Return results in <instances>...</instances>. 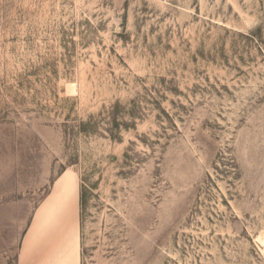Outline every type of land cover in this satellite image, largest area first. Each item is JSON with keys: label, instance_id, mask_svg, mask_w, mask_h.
Masks as SVG:
<instances>
[{"label": "rangeland", "instance_id": "374dc122", "mask_svg": "<svg viewBox=\"0 0 264 264\" xmlns=\"http://www.w3.org/2000/svg\"><path fill=\"white\" fill-rule=\"evenodd\" d=\"M0 264H264V0H0Z\"/></svg>", "mask_w": 264, "mask_h": 264}, {"label": "trees", "instance_id": "16d2710c", "mask_svg": "<svg viewBox=\"0 0 264 264\" xmlns=\"http://www.w3.org/2000/svg\"><path fill=\"white\" fill-rule=\"evenodd\" d=\"M254 36V35H253ZM115 109H119L120 108V105L119 104H116L114 106ZM118 112L115 114V112L113 113V121H112V124L113 126L115 127V130L112 131V129L109 131L110 132V138L112 140H121V136H120V133H121V126H120V123L118 122ZM90 120V119H89ZM131 126H134V124L132 123L131 124H127L125 123L124 124V127L125 129H129ZM93 125H92V121H88V122H81L79 124V126L77 127L78 129V132L80 134H84V135H89L93 132ZM116 132V133H114Z\"/></svg>", "mask_w": 264, "mask_h": 264}]
</instances>
